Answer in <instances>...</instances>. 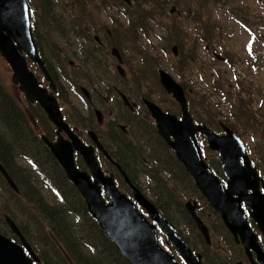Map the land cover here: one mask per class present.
<instances>
[{"label":"rangeland","instance_id":"rangeland-1","mask_svg":"<svg viewBox=\"0 0 264 264\" xmlns=\"http://www.w3.org/2000/svg\"><path fill=\"white\" fill-rule=\"evenodd\" d=\"M53 2L56 3V15L64 19L63 28H65V31L62 34L48 36L44 31V28L47 29V27L43 22L39 9H37L35 15V6L37 4L41 6V1L29 0L31 18L35 25L33 27L34 32L37 30L36 23H39L41 40L48 42L52 39L50 44V50L52 52L46 53V57L50 63L56 65L61 58L58 55L59 48L64 44L68 47L67 51L69 54L66 59L65 68L66 72L70 75L62 78L59 72V78L55 80L56 76L54 80L60 90L58 97L66 113L64 115L68 117L69 121L74 120L73 113L76 111H81V109L86 110L82 106L84 105L83 100L76 95L78 90L85 94V91L91 92L92 89H102L104 86L105 94L110 97L106 103L107 109L105 108L108 113V110L112 108V101L115 98V94L112 86H107L106 83H116L122 87L125 79L130 84H133L139 93L144 95L150 94L153 102L161 106L176 108L179 103L171 93H167L160 85L158 69L161 68L169 72L185 88V94L194 117L204 120L215 131L221 129V122L234 128L235 130H233L244 142L252 145V151H249V153L258 156L264 167V138L261 136V133L256 132V130L260 129L264 134V126L260 123L258 116L257 121L253 117L256 111L264 114V0H233L232 4L210 3L204 7L203 12L205 17H208L222 28L220 33L217 34L216 40L210 43V45H206V42L200 39L195 31L196 29L198 33H201L203 28L201 22L194 20L195 9L200 7L199 1L150 0L144 2L140 5L147 9L152 8V2L155 3V17L159 23H156L154 19H150L151 16H147L148 20L150 19L152 21L154 27L153 33L146 36V33L140 27L138 31L132 32L134 41L123 40L121 36H118L120 35L119 32L115 36L111 34V38L105 41L97 35L96 40L104 46L101 49L103 52L100 54L101 60L98 63L96 62L98 58L96 50L91 43L84 41V26L92 25V22L89 20V12H92L94 15L95 20L93 24H98V18L101 19L104 24L105 33H107L110 27L115 26L116 28H121L122 25L128 24L126 22V10L123 7L126 3L121 0H54ZM164 8H166V11L162 13L161 10ZM172 8L176 10H171ZM234 11L249 17V25L240 22L237 19L238 15H235ZM116 19L119 22H115ZM78 28L81 34L71 31V29ZM140 33H143L144 36H140ZM180 40L184 42L183 49L179 43ZM164 45L169 47L168 56H164ZM84 47L86 49L84 51V66L88 69H84L83 62L81 61L83 60L82 51ZM175 47L177 54H174L173 51ZM114 49L118 52L113 51ZM55 50L56 53L54 52ZM89 50L95 56L94 61H89L86 58ZM215 54H217V59ZM184 56L191 58L190 60H185L187 64L185 68L181 65L182 59L185 58ZM223 56L228 58V61L223 60ZM195 57L198 58L197 63H195ZM71 60L76 62V67L73 70L69 68V61ZM32 70L37 71V68H32ZM117 75L120 76V79ZM0 84L3 87L4 94V98L3 96L0 97V132L7 135L11 142L10 130L6 122L3 124V114H6L5 110L7 111L8 108L14 106L13 109L16 113V118L21 120V124L25 125L28 123L30 128L36 130V132L48 134L53 123L50 122L51 120L47 111H45L46 113L42 112L44 119L39 120L40 125L35 126L31 124L32 118H34V115H32L33 112L25 108L26 105L24 103H26V98L24 97V92L19 84L12 82V70L5 60V57L1 54ZM84 100H86L85 97ZM108 105H110V108H108ZM115 106L117 109L122 108L119 103H116ZM246 111L249 112L250 116L245 114ZM94 114L98 117L97 111ZM35 121L37 122L38 120ZM90 121L97 122L95 117L88 122ZM83 124L84 121L79 123L74 122L73 126L77 130H82ZM134 126L138 128L140 123ZM94 127L99 129V125H94ZM151 132L152 129L148 132L141 130L140 136L145 141L149 136L153 135ZM202 140L204 139L202 138ZM11 145L13 146L12 143ZM144 146L150 147L152 143L144 142ZM154 146L158 147L159 143H154ZM111 148L114 151V148H116L115 143H113ZM12 149L16 153L15 148L12 147ZM144 149V147H135L133 145L129 148L131 153H135L136 163H139L143 158H148L154 165L159 166L161 163L163 166H165L164 164L168 166L170 172L161 171L160 173L163 184L166 182L164 177L168 179L169 176H172V178L182 176V190L174 193L172 196H169L165 185H163L165 189L157 186V190L163 196L162 201H158L165 209L166 214L175 219L179 229L183 230V234L190 233V240L198 249H205L209 255H213L215 264H220V248L229 244L227 235V244L224 241L218 243L214 235H210L211 243L208 244L207 239L204 240L201 238V232L195 221L192 222L186 218L185 212L188 211L186 203L189 200L196 199L195 190L191 185L192 178L188 174L182 175L181 168L178 164L175 166L173 163L165 161L166 155L172 153L170 150L158 149L157 156L160 158V163L157 164L152 161L153 156H155L154 152L145 154L143 153ZM46 152L43 149L37 150V152L29 149L27 153L30 157L38 160ZM204 153L210 163L211 161H213L214 165L217 163L215 160V152L207 148ZM49 160L48 155L46 165L52 168L53 165L48 163ZM54 163L59 173L61 171L64 172L63 180L66 183H72L58 161L54 160ZM132 167L135 168L136 165L132 164ZM10 170L17 180L19 193L24 195L26 190L23 184L27 182L26 174L30 175L33 185L32 193L36 199L29 203L24 198L25 196L18 195V199L12 200V204L9 206V209L15 215H10L21 226L26 225L31 232L41 235L42 233H38L40 227L37 219L29 210L31 209L34 213H41L42 209L47 208L57 212L54 207L61 203L38 180L35 173L30 170V165L24 157L17 155L16 157H12ZM134 178L142 184L145 192L151 195L150 189L148 188L151 184L148 182L149 179L141 174L134 176ZM176 184L177 181L168 182L170 187L176 186ZM67 192L73 193V191L68 189ZM13 197L14 190L7 183L3 184L0 181V229H3L6 224L4 218V214L6 213L3 214L1 212L5 208L4 202L11 200ZM75 207L79 209L77 203H75ZM64 208L68 215V221L74 226L76 234H72L68 227L65 231L75 238L74 248L84 259V263L85 260H89L91 264H121V258L117 259V256L122 253L115 248L109 238L91 221H87V215L82 214L79 219L76 216L77 213L75 214V211H77L75 208H72L73 212L67 210L66 206ZM172 208L173 210H171ZM8 230L11 231L9 226ZM159 236L160 242H166L168 240L163 234H159ZM26 237L29 242L35 245V249L39 251L41 245L38 247L35 239H30L28 235ZM160 244L162 245V243ZM62 245L68 248L67 244ZM87 245L93 246L94 250L90 249ZM47 247L51 249L49 246ZM170 252L173 253L172 250ZM175 255L177 256V254ZM49 256L55 263L63 264L55 252H50ZM39 264H45V262L40 261Z\"/></svg>","mask_w":264,"mask_h":264},{"label":"water","instance_id":"water-1","mask_svg":"<svg viewBox=\"0 0 264 264\" xmlns=\"http://www.w3.org/2000/svg\"><path fill=\"white\" fill-rule=\"evenodd\" d=\"M123 1L128 5L132 4V0ZM113 51L118 52L116 49ZM173 51L174 54H177L176 47ZM0 53L13 70L12 81L20 85L28 100L38 101L41 104L47 111L50 120L58 128L57 142L51 141L46 135L42 136L43 140L64 166L69 178L77 185L91 215L99 221L104 232L117 244L120 251L125 253L128 261L131 264H176L173 255H168L162 249L155 226H151L148 219L136 208V203H138L147 210L155 222L162 226V229L164 228L170 243L178 249L181 256L190 262L193 258L192 252L180 233L170 220L158 213L156 206L142 191L134 188L135 202H133L131 199H127V196L118 194L115 189L110 188L113 178L103 176L94 152L81 145L70 125L64 120L56 97L49 94L46 88L39 86L37 77L28 67L26 55L30 56L45 73L47 70L44 61L39 56L33 36L28 0H0ZM160 78L167 91L182 107V119H178L174 114L165 113L158 104L145 100L157 121L160 135L175 151L187 171L194 177L199 190L217 210L236 237L240 234L245 243V235L252 233L241 207L242 201L247 202L254 209L251 214L264 232V195L259 191V179L261 178L258 176L256 167L251 166V161L240 139L227 126H223L225 133L219 135L207 128L206 125L197 124L187 108L188 100L183 86L165 70L160 71ZM51 86L55 89L54 82H51ZM62 132H65L73 140L74 151L84 154L85 149L88 152L87 161L94 176L92 181L86 172H81L76 168L72 143L70 139L64 138ZM198 132L207 137L211 149L220 153L225 174L229 177L227 188L219 177L213 174L210 166L203 159L197 137ZM76 146H81L84 149H79ZM240 158H243L244 166L241 165ZM0 172L6 177L11 187L18 191L15 181L1 163ZM99 182L106 189L108 188V192L110 191L111 203L108 204L104 200L102 190L98 185ZM247 190H250V193H247ZM123 198L129 201L128 205L121 201ZM193 204L192 202L186 204L188 211L202 235L210 242L209 228L197 214ZM121 216L122 218H120ZM124 218L129 220L127 225L112 224L111 219L122 220ZM6 220L12 232L20 237L22 244L20 245L0 233V264H33V261H38L39 258L32 251L29 242L14 220L9 215H6ZM253 240L255 241V236H253ZM25 248L33 258L25 253Z\"/></svg>","mask_w":264,"mask_h":264},{"label":"flooded vegetation","instance_id":"flooded-vegetation-1","mask_svg":"<svg viewBox=\"0 0 264 264\" xmlns=\"http://www.w3.org/2000/svg\"><path fill=\"white\" fill-rule=\"evenodd\" d=\"M235 15H238L237 19L240 22H242L243 24L249 25L248 24L250 21L249 17L239 14L238 12H235ZM98 20H99V23L92 24L91 29L89 28L88 25L84 26V29L87 31L88 34L90 32L93 33L95 41H97L96 40L97 35H99L100 38L103 37L102 29H104V24L101 19L98 18ZM195 31L197 32V36H199L200 39L206 42V45H210V43H207V41L202 37L201 33H198L196 29ZM109 35H111L110 31H109ZM84 41L88 43V36H84ZM36 42H37V46H38L41 56L44 57L43 59L45 61V67H46L47 73H45L40 66L38 67V65L35 64L31 60H28L29 66L31 69L37 68V71H34V72L39 80L40 85L43 88H46L50 94H53L56 96L58 102L60 103L63 114L66 115L62 107V102L60 98L58 97V95L60 94L58 84L57 86L55 85V89H54L51 87V82H54V79L56 76L57 77L55 80L59 78L60 76L59 72L61 73L62 78H66L67 76L70 75L66 72V68H65L66 59L69 54L67 51L68 47H66V44H64L63 46L59 48L58 52L61 58L56 65H53L50 63V61L46 57V53L52 52V50H50L51 49L50 44L52 42V39L49 40L48 42H44L41 39H39L38 36L36 35ZM85 50L86 49L84 47L82 51L83 60H81L83 62V66H84V51ZM54 52L56 53V50ZM215 57L217 59V54H215ZM194 60H195V63H197L198 58H195ZM223 60L228 61V58L224 57ZM75 63L76 62L73 60L69 61V68L71 70H73L76 67ZM85 68L87 67L84 66V69ZM161 70L163 69L161 68L158 69L160 85L167 93H169L161 82V78H160ZM117 77L120 79L119 75H117ZM122 78H126V77H122ZM106 85L112 86V90L115 94V98L112 101V108L108 110V113L106 111L107 109L106 103L109 101L108 98L110 97L109 95L105 94L104 86L102 89H98V88L95 90L92 89L91 92L90 91L86 92L84 90L85 94L84 92H81L80 90H78L76 95H78L83 100L84 105L82 106L85 107L86 110L84 111L81 109V111H76L75 113L72 112L74 115L73 116L74 120H72L73 122L79 123V122L84 121V124L82 125V130H79V132H76L75 136L83 147L89 148L94 152L96 161L99 165V168L101 169L103 173V176L108 177V178H113V183L111 184L110 188L115 189V191L118 194L125 195L129 197L130 199H132V196L135 192L134 188H137V189L139 188V182H137L134 176L138 174L148 175L149 174L148 172L151 170V164L148 158H143L142 160H140L139 163H136L135 153L134 152L131 153L129 148L132 145L135 147H138V146L143 147L144 142H147V139L144 141L141 138L140 136L141 130H145L148 132L149 130L152 129V132L155 131L161 141H163L166 145H167V142L158 132L157 121L155 117L153 116L151 110L146 105V102H145L146 99L152 101V99L150 98V94L144 95L142 93H139L135 89L133 84H130L127 79L124 80V85L122 87L116 83H110V82H107ZM62 96H63V93H62ZM24 97L26 98L25 94H24ZM84 97L86 100H84ZM116 103H119L122 108L117 109L115 106ZM24 105H26L25 106L26 109L32 110L33 112L32 115H34L33 119L38 120V121L44 119L42 117V112H45V111L37 102H31L26 98V103H24ZM158 105L164 110L165 113L174 114L176 115L178 119H182V107L180 103L178 104L176 108L168 107V106H161L160 104ZM108 108H110V105H108ZM187 108L192 114L189 101H188ZM95 111H97V115L100 114L98 115V117L95 116L94 114ZM245 114L247 116H250L248 111H246ZM257 116L259 117L260 122H264V114H262L259 111L254 112L253 117L256 118V121L258 118ZM94 117L96 118L97 122H94V121L88 122L89 120H93ZM193 119H194V116H193ZM137 123H140V126L138 128L134 126ZM222 124L223 126H228L224 123ZM94 125H99V129H96ZM71 126L74 127L72 124ZM229 128L234 129L231 126H229ZM49 132L52 135V140L56 139L55 136L57 135V133H56L55 126L51 125ZM256 132L263 133V131L260 129L256 130ZM70 141L72 143L73 156L75 159L76 168L81 172H86L91 177L90 180L92 181L94 179V176L92 173V169L89 166V163L87 161L88 152L81 146H76V147L79 149H84V154H82L81 152L74 151L75 145L73 144L72 139H70ZM113 143H115L116 145V148H114V151L112 150L113 148H111L113 146ZM245 145H246L248 153L249 151H252V145H250L248 142H245ZM215 154H216L215 160L217 163H215L214 165L213 161H211V164L215 168L214 169L212 167V169L220 177L224 185L227 187L228 178L224 173V170L222 168V163H221L218 153L215 152ZM249 156L251 158L252 166L256 167L257 173L261 178L259 179V191L261 194L264 195V167L262 165V161L259 159L258 156L253 155L251 153H249ZM179 162L184 167L186 173L189 174L185 165L180 160ZM240 163L241 164L244 163L243 158H240ZM132 164H135L136 167L133 168ZM191 182L195 190V198H196L192 200L194 202L193 205H195L198 215L203 219V221L208 226L210 235H214V238L217 240L218 243H221L222 241H224L225 244H227V241H226V235H227L229 244H227V246L220 248L221 250L220 255H219L220 264H264V232L261 230V228L258 225V222L254 219L253 215L251 214V212H254V209H252L245 201L241 202V206L245 212L244 214L246 216L247 222L252 230L251 234L247 233L245 235V243H244L240 234H238V236L236 237L234 233L232 232V230L226 225L224 219L220 216L217 210L209 203V201L205 198L202 192L197 188L193 179H191ZM73 184L75 187H77V185L74 182ZM182 184H183L182 180L177 181L176 186H173V187L171 186V187L175 189L176 193H178L179 191L182 190ZM98 185L100 186L102 190V196L104 200L106 201V203H111L112 197H111L110 191L109 192L107 191L108 188L106 189V187L101 182H99ZM160 187L165 189L163 186H160ZM148 188L151 191V195L148 194V196L152 200H154L155 202L157 201L156 196L154 194V192L156 191L158 199L162 201L163 196L162 197L160 196L162 194L161 192L157 190V187H155L151 183L150 187ZM247 193H250V190H247ZM80 196L82 197L83 203L85 202L86 208L88 210V205L86 201L84 200L82 193L80 194ZM156 205L160 210V211L158 210V213L164 216L166 219L170 220L174 224V226L177 228L183 240L185 241V244L191 250L193 258H191L190 262L187 261L183 256L180 255V253L178 252V249H176L175 246H173V244H171L170 241L168 240H166L167 243L164 241L161 242L162 243L161 247L164 250V252H166L168 255H173L174 260H175L174 262L176 264H198V263L199 264H215V259L213 255H209L205 249H198V247L191 242L190 233L186 235L185 233L183 234V230L179 229V226L177 222L175 221V219L169 217L166 214V211L159 204L156 203ZM171 210H173V208ZM144 213L146 217L148 218L150 225L152 226L155 223V219L146 211H144ZM185 214H186L187 219L194 222V219L190 215L189 211L185 212ZM156 228H157V235L161 233L165 234V232L160 227V225L156 224ZM253 236H255V241L253 240ZM201 238L206 240L205 237L202 236V234H201ZM68 239L71 240L72 245L75 247V241H73L69 237ZM207 243L210 244L211 242H207ZM59 250L61 253V257H62L60 260L63 262V264H84L81 260V256L78 254L76 250H75L76 254L72 252L71 250L69 251V249L64 250L59 247ZM171 250L173 251V253L170 252ZM174 253L177 254V256ZM199 255L201 256L200 258L198 257ZM120 258L122 259L123 262L126 261L128 264H131L126 258L124 252L123 254L117 256V259H120ZM50 260H51V264H57L51 258Z\"/></svg>","mask_w":264,"mask_h":264},{"label":"trees","instance_id":"trees-1","mask_svg":"<svg viewBox=\"0 0 264 264\" xmlns=\"http://www.w3.org/2000/svg\"><path fill=\"white\" fill-rule=\"evenodd\" d=\"M40 1H41V6L39 4H37V6L41 12L43 22L45 23V25L47 27V29L44 28V31L46 32V34L48 36L52 35V34H55V35L62 34L65 31V28H63V20L64 19H61L60 17H58L56 15V12H55L56 3L53 2L54 0H40ZM147 1H150V0H133L132 5L124 4L123 7H124V10H126V12H125V14L127 15V21L126 22H128V24L122 25L121 28H116L115 26L110 27L111 34H113L115 36L116 33L119 32L120 35H118V36H121L123 40L134 41V39L132 37V32L138 31V29L141 27L142 31H144V33H146V36L151 35V33H153V31H154V27H153L152 21H150V19L156 20V23H159V22L155 17L156 14H155V7H154L155 3L154 2H152V5H151L152 8H150V9H147L145 7H141L140 4L147 2ZM194 1H199V3H200V7L195 9L194 20L199 21L203 24L201 35L207 41V43H212L214 40H216L217 34L220 33L222 28H221V26L219 27L218 25H216L208 17L207 18L205 17L204 12H203V8L206 7L207 5H209L210 3L232 4L233 0H194ZM135 5H136V7H135ZM165 11H166V8L161 10L162 13ZM161 12H159V13H161ZM234 12H236V11H234ZM239 14H241V13H239ZM147 16H151V18L148 20ZM89 20L93 24L95 18H94V15L92 12H89ZM115 22H119V20L116 19ZM89 28L91 29V25H89ZM79 30H80L79 28L78 29H71L72 32H76L78 34H81V32ZM102 31H103L102 39L104 41L111 38V35L108 34V31H107V33H105V28L102 29ZM83 33H84V36H88V42L91 43L93 48L96 50V53L98 54V58H97L96 62L98 63L99 60H101L100 54H102V52H103V51H101V49L104 48V46L102 44H98L95 41L93 33L90 32L88 34L85 29H84ZM39 36H40V34H39ZM140 36L143 37L144 36L143 33H140ZM93 41H95V43H93ZM179 43L181 44L182 49H183L184 48V42L180 40ZM168 48H169L168 46L164 45V56L169 55ZM138 52H140V51L138 50ZM160 57L162 58L161 55H160ZM184 57L185 58H183L182 62H181V65L183 68H185L187 65L185 60L191 59L189 56H184ZM86 58L89 61H94L95 56L91 50L88 51ZM179 74L181 75V73H179ZM3 95H4L3 94V87L0 84V97ZM3 98H4V96H3ZM13 107L14 106H11L10 108H8L7 111L5 110L6 114H3V119H4L3 124L6 122L7 127L10 130L11 142L8 139L7 135L0 132V161L6 166L11 177L15 181H17L13 172L10 170V163L12 161V157H16V155L19 157H24V159L29 160L33 163L34 170L31 169L32 168L31 166H30V170H32V172H34L37 177H38V175L36 172H38L41 175V177H43L47 181L51 182L55 186H58V184H59L63 189L60 191V193H61V204L62 205L60 204V205L54 207L55 210H57V212L52 211V210L47 209V208L42 209L41 213H34L31 209L29 210V212L31 214H33L34 217L37 219L38 225L40 227L38 233H42L41 235H37L36 233L31 232L29 227H27L26 225L21 226L19 224L22 231L25 233L24 234L25 236L28 235V237L30 239H35L37 241V243L35 241L34 242L37 244L38 247H39V245H41L39 252L42 256V261H44L46 264H51V260H50L51 257L49 256V253L53 251L56 253V255L59 258H61V253H60L59 247L64 249V250L69 249V251L71 250L72 252H74L76 254L75 248L72 245L71 240L68 239V237L70 239H72L73 241H75V238H73L71 236V234H69L65 231V229L68 227L72 234H76L74 231L75 228L68 221V215H67V212H66L64 206H66L67 210H70L72 212H73L72 208H75L77 210V211H75V214L77 213V215H79V216H82V214L87 215L88 216L87 221H91L99 230H100V228L98 227V224L95 222V220L88 213L85 202L83 203L82 197L80 196L77 189L74 187V185L72 183H71L72 184L71 185L70 183H66L63 180V177H64L63 171H61L60 173L58 172V170H57L58 168H57V166H55V163H54V160L56 161V159L55 158L53 159L52 154L43 145L44 141L41 138V133H38V132H36V130L30 128L28 123L25 125L21 124L20 123L21 120L16 118V113H15ZM209 115H210V117H212L211 114H209ZM195 119L197 120L198 118L195 117ZM198 120H201V119H198ZM260 123L264 126V122H260ZM31 124L34 125L33 120L31 121ZM10 126L12 127V129ZM43 132H45V130H43ZM151 133L153 135L149 136L147 138V142H151L152 146L146 147L143 145V147L145 148L143 150V153H145V154L150 153L151 154V152L153 151L155 156H153L152 161H154L155 163L158 164V163H160V158L157 156L158 155V149L165 150V151H169L170 149L163 141L160 140L159 136L156 134L155 131L151 132ZM46 135L49 136L50 133L48 132V134H46ZM261 136L264 138L263 133H261ZM157 142L159 143V146L155 147L154 143H157ZM11 143L13 144V146L11 145ZM12 147L15 148L16 153L13 152ZM29 149L35 150V152H37V150L43 149L47 152L45 153L43 158L36 160L35 158H32L28 155L27 152ZM48 155H49V159H50L48 163H51L53 165L52 168H50L46 165V160L48 158ZM5 159L8 161H6ZM165 161L173 163L175 166H177V164H178L181 168L182 175L187 174L184 167L182 166V164L175 157V155H173V152L170 153L169 155H166ZM149 162H150V160H149ZM150 164H151V170L148 172L149 174L147 175V177L149 179L148 182L152 183L155 187L165 185L169 196L174 195V193H176V191H175V189H173L172 187H170L168 185V182L181 181L182 176H179V177L175 176L173 178H172V176H169L168 179L166 177H164L166 182L163 184V180H162V177L160 176V173H161V171L170 172L168 169V166L166 164H164L165 166H163V164H161V163L159 166L154 165L151 162H150ZM26 178H27V182H24V184H23L24 189L26 190L25 195L22 193L14 192V197L11 200H6V202H4L5 208H4V210L1 211L3 214L4 213L14 214L9 209V206L12 204V202H11L12 200L18 199V195L25 196L24 198H26L29 203L36 200L33 193H32L33 185H32V181L30 179V175L26 174ZM0 181L3 184L7 183L4 179V177H2V175H0ZM148 187H150V185ZM66 188L70 191H73V193L67 192ZM150 193H151V191H150ZM154 194H155L156 199H157L156 203L161 205V203L159 202L160 200L157 197V192L155 191ZM160 196L162 197V195H160ZM75 203H77L79 205V209H77L75 207ZM162 208H163V206H162ZM0 232H2L5 235H8V236L12 237L14 240L18 241V237L16 235H14L12 231L8 230L7 223L5 224V227L3 229H0ZM62 244H64V245L67 244L68 249L65 248ZM47 246H49L51 249H49ZM81 260L84 263V259L82 257H81ZM84 264H91V261L85 260ZM121 264H128V263L126 261L123 262L121 259Z\"/></svg>","mask_w":264,"mask_h":264},{"label":"bare ground","instance_id":"bare-ground-1","mask_svg":"<svg viewBox=\"0 0 264 264\" xmlns=\"http://www.w3.org/2000/svg\"><path fill=\"white\" fill-rule=\"evenodd\" d=\"M183 89L185 90V88L183 87Z\"/></svg>","mask_w":264,"mask_h":264}]
</instances>
